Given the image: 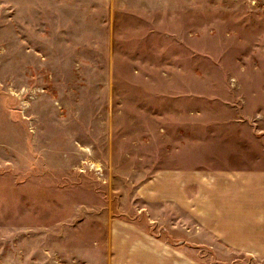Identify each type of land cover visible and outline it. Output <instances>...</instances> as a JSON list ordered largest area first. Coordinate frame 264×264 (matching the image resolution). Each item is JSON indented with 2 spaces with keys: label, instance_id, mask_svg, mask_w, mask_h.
<instances>
[{
  "label": "rangeland",
  "instance_id": "obj_1",
  "mask_svg": "<svg viewBox=\"0 0 264 264\" xmlns=\"http://www.w3.org/2000/svg\"><path fill=\"white\" fill-rule=\"evenodd\" d=\"M261 114L264 0H0V264H132L148 179L254 164Z\"/></svg>",
  "mask_w": 264,
  "mask_h": 264
},
{
  "label": "crops",
  "instance_id": "obj_2",
  "mask_svg": "<svg viewBox=\"0 0 264 264\" xmlns=\"http://www.w3.org/2000/svg\"><path fill=\"white\" fill-rule=\"evenodd\" d=\"M256 133L251 135L264 140V129ZM239 137L229 132L222 140L228 138V144L213 147L216 155L229 157L221 163L197 160L148 179L149 202L164 204L170 225L161 229L164 237L140 228L129 232L141 241L129 256L132 264H206L199 252L219 260L225 259L221 252L231 251L264 259V145L251 148L260 154L254 164L247 159L238 163L237 153L243 150L231 140Z\"/></svg>",
  "mask_w": 264,
  "mask_h": 264
}]
</instances>
